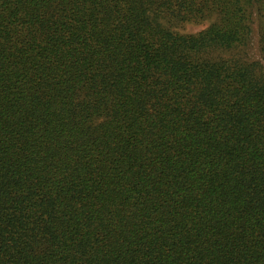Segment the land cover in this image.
I'll return each mask as SVG.
<instances>
[{"label":"trees","instance_id":"obj_1","mask_svg":"<svg viewBox=\"0 0 264 264\" xmlns=\"http://www.w3.org/2000/svg\"><path fill=\"white\" fill-rule=\"evenodd\" d=\"M0 264H264V0H0Z\"/></svg>","mask_w":264,"mask_h":264},{"label":"rangeland","instance_id":"obj_2","mask_svg":"<svg viewBox=\"0 0 264 264\" xmlns=\"http://www.w3.org/2000/svg\"><path fill=\"white\" fill-rule=\"evenodd\" d=\"M205 27V24L203 25H198V26H193V25H187L185 26L182 30H180L182 33H195ZM254 33L253 37L251 39V44H250V50L248 51V60H253L256 59V44H257V38H256V27L253 28Z\"/></svg>","mask_w":264,"mask_h":264}]
</instances>
